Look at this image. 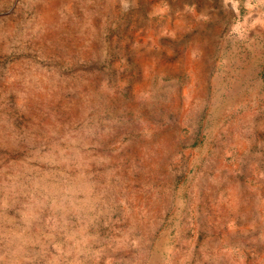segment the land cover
I'll return each mask as SVG.
<instances>
[{"label": "rangeland", "instance_id": "1", "mask_svg": "<svg viewBox=\"0 0 264 264\" xmlns=\"http://www.w3.org/2000/svg\"><path fill=\"white\" fill-rule=\"evenodd\" d=\"M0 160V264H264V0H0Z\"/></svg>", "mask_w": 264, "mask_h": 264}, {"label": "bare ground", "instance_id": "2", "mask_svg": "<svg viewBox=\"0 0 264 264\" xmlns=\"http://www.w3.org/2000/svg\"><path fill=\"white\" fill-rule=\"evenodd\" d=\"M53 2V1H52ZM55 2V1H54ZM53 2V3H54ZM49 6V8L48 9H45V11H44V13H43V15H42V17H43V19H44V21L45 22H47L46 24V29H45V37L47 38V40H48V42H51V39H52V36H53V34H54V32H55V30L57 31V33H59L58 32V30H57V28L55 27L56 25H57V22H58V20H56V15H57V13H58V10L56 9V8H54L55 10H53V11H50V10H52L53 8H50V4L48 5ZM46 8V7H45ZM51 23V24H50ZM42 36H44V33L42 34ZM53 47L54 46H52V48L50 49V50H45V52H51V50L52 51H54V49H53ZM203 49V48H202ZM205 50V49H204ZM188 52V51H187ZM206 52V51H205ZM44 57L45 58H49V59H51V58H53L54 56H51L50 54H44ZM87 57H85V56H82V59L84 60V59H86ZM57 59V58H56ZM76 60H66L64 63H74ZM78 62H80V60L78 59ZM84 74H85V76L83 75V77H86L85 79H82L81 80V83H79L80 84V88H86V87H88V89H89V91L92 93V94H94V92H96L95 90H96V88H102V85H100V83H99V80H98V74H96V73H92V74H90V73H88V72H84ZM42 80H44V83H43V87L45 88H47L48 86H51V85H53V84H57V83H63V82H67L64 78H62V76L57 72V71H49L48 69H46L43 73H42ZM49 79H52V80H50V82L48 83H45V81H48ZM106 86V85H105ZM59 94H60V91H59ZM0 163H1V160H0ZM3 165L2 166H7L8 167V164H6L4 161H3V163H2ZM25 173H24V171L20 174V180H19V182H17V180H16V190L17 191H19L23 196H22V199H19V198H15L16 196H18V195H16L15 197H13L12 198V200L14 199L15 201H20V202H22V201H24L25 199H26V191L28 192V194L29 195H31V194H33V193H35V192H37V190H45L46 189V187H44V186H42V182L40 181L39 183L36 181L35 182V184H33L34 186L33 187H31V184L28 182V184H27V186H23L22 185V181H24V180H22L23 178V175H24ZM43 174L44 175H47V176H51V177H53V178H56V176L55 175H48V173H45V172H43ZM50 174V173H49ZM22 178V179H21ZM87 179L90 181V182H92L91 180H90V178H88L87 177ZM36 180V179H35ZM35 180H32V183L35 181ZM25 182V181H24ZM28 186H30V187H28ZM28 195V196H29ZM45 197V196H44ZM46 199H47V197H45ZM64 199V198H63ZM147 239L149 238V237H146ZM170 240L171 241H169V240H167L168 241V255L169 254H171V258H172V255L173 254H175V253H178V254H180L181 256H183V258L185 259V260H187L190 256H191V254H182V253H185V252H188V251H186V247H188V245H185V246H182V248H183V250H179V249H177V252H174V245H173V243L174 242H172V238H170ZM159 244H162V240L157 244V246L159 245ZM159 248V247H158ZM158 257L157 256H155V257H151V262H150V264H160L161 263V260H159V259H157ZM171 258H170V260H171ZM141 260H139L136 264H141Z\"/></svg>", "mask_w": 264, "mask_h": 264}]
</instances>
